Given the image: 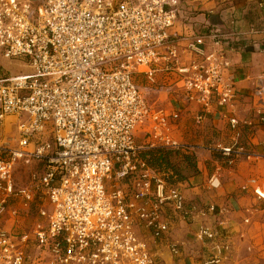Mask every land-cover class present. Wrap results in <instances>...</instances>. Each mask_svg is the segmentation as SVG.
<instances>
[{
	"label": "built area",
	"instance_id": "obj_1",
	"mask_svg": "<svg viewBox=\"0 0 264 264\" xmlns=\"http://www.w3.org/2000/svg\"><path fill=\"white\" fill-rule=\"evenodd\" d=\"M192 4L0 0V264H180L168 210L196 222L201 264L233 260L251 210L235 237L227 205L187 200L171 170L142 156L191 150L176 135L184 113L196 124L227 119L232 142L215 145L227 165L251 156L240 124L253 122L236 113L233 55L244 46L196 28ZM246 78L253 117L264 123V73ZM240 188L264 201V180ZM246 248L264 258V235Z\"/></svg>",
	"mask_w": 264,
	"mask_h": 264
},
{
	"label": "crops",
	"instance_id": "obj_2",
	"mask_svg": "<svg viewBox=\"0 0 264 264\" xmlns=\"http://www.w3.org/2000/svg\"><path fill=\"white\" fill-rule=\"evenodd\" d=\"M192 6L196 28H215L244 46L243 50L233 55V62L241 92L236 113L239 118L253 122L252 125L240 124V141L251 154L250 158L242 157L227 165L220 153L215 152V145L225 146L232 142V129L227 119L217 113L208 115L201 124H196L191 114L184 115L176 131L177 137L191 147L189 151L179 152L192 156L197 166L196 173L189 172L180 181L186 199L205 205H227L230 208L227 229L233 231L235 237L241 229L244 230L241 219L247 215L246 209L251 210L252 224L246 228L245 238L235 239L238 255L240 251L246 252V242L250 238L264 235V232H259L264 228V201H256L249 190L240 188L250 178L264 180V123L253 117L249 96L253 84L246 78L264 73V54L258 51L264 43V0H193ZM251 27L254 32H250ZM217 170L221 173L220 186L208 189L206 180ZM168 215L170 235L178 243V263L195 264L196 260L201 264L205 250L202 243L193 238L196 222L182 221L169 210ZM249 255L255 257L256 251H251Z\"/></svg>",
	"mask_w": 264,
	"mask_h": 264
},
{
	"label": "trees",
	"instance_id": "obj_3",
	"mask_svg": "<svg viewBox=\"0 0 264 264\" xmlns=\"http://www.w3.org/2000/svg\"><path fill=\"white\" fill-rule=\"evenodd\" d=\"M176 153V158L172 156ZM142 156L147 158V162L155 169H169L172 172L170 181H182L189 172H197L194 158L188 154H181L178 150L172 149H149L142 152ZM188 169V170H185Z\"/></svg>",
	"mask_w": 264,
	"mask_h": 264
},
{
	"label": "rangeland",
	"instance_id": "obj_4",
	"mask_svg": "<svg viewBox=\"0 0 264 264\" xmlns=\"http://www.w3.org/2000/svg\"><path fill=\"white\" fill-rule=\"evenodd\" d=\"M1 62L3 63L5 67L10 68L11 72L17 71L20 67V64H18V62L16 61L1 60ZM22 71L25 72V69L22 68ZM184 115H187V114L186 113L182 114L181 119ZM9 142H12V141H9ZM9 144H12V143H9ZM215 152H218V151L216 150ZM172 157L175 159L176 153L173 154ZM185 170H188V169H185ZM185 233L187 232H183V234ZM188 234H191V232H188ZM232 234H234L233 231H232ZM250 252L251 251H249L247 248H246V252H241V251L238 252V255H235L233 260L228 264H264V258H256L254 256H250L249 255ZM194 263L198 264L196 260H194Z\"/></svg>",
	"mask_w": 264,
	"mask_h": 264
}]
</instances>
